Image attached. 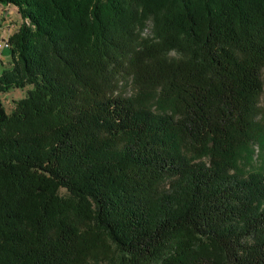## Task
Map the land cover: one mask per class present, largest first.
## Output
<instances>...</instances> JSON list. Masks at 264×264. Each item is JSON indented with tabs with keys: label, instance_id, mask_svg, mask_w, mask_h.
Listing matches in <instances>:
<instances>
[{
	"label": "trees",
	"instance_id": "obj_1",
	"mask_svg": "<svg viewBox=\"0 0 264 264\" xmlns=\"http://www.w3.org/2000/svg\"><path fill=\"white\" fill-rule=\"evenodd\" d=\"M0 5V264H264V0Z\"/></svg>",
	"mask_w": 264,
	"mask_h": 264
},
{
	"label": "rangeland",
	"instance_id": "obj_2",
	"mask_svg": "<svg viewBox=\"0 0 264 264\" xmlns=\"http://www.w3.org/2000/svg\"><path fill=\"white\" fill-rule=\"evenodd\" d=\"M11 20L8 23V26H10L12 33L14 32V29L17 27L18 22L17 18H15V15H11ZM150 28V27H149ZM147 28L142 36L146 37L149 35L150 30ZM9 38V37H8ZM8 38L6 43H8ZM3 41H0V46ZM9 48H6L8 50ZM11 68L10 64V58L4 57L0 58V75L3 71L9 70ZM261 80H262V93L258 98L257 105L255 107V112L253 116V122L256 126V134L259 136L257 139L253 142L251 147V154L250 156H243L242 159H240V166L243 171H249V170H260L262 171L264 169V68L261 70ZM30 88L27 86L23 89L21 88H13L10 89L8 92L0 93V98L2 101V104L6 110L7 113H10L14 107L15 103L21 99H23L27 91ZM116 93L129 98L133 94V84H132V77H125L121 80L120 83H118V86L116 88ZM63 195V192L62 194Z\"/></svg>",
	"mask_w": 264,
	"mask_h": 264
},
{
	"label": "crops",
	"instance_id": "obj_3",
	"mask_svg": "<svg viewBox=\"0 0 264 264\" xmlns=\"http://www.w3.org/2000/svg\"><path fill=\"white\" fill-rule=\"evenodd\" d=\"M14 14L15 18H17L18 25L14 29V32L18 29L20 25V18L17 14V9L14 6H2L0 5V41L7 40L8 37H10L13 33L8 26L9 21L11 20V15ZM9 57L8 50H2L0 51V58Z\"/></svg>",
	"mask_w": 264,
	"mask_h": 264
},
{
	"label": "built area",
	"instance_id": "obj_4",
	"mask_svg": "<svg viewBox=\"0 0 264 264\" xmlns=\"http://www.w3.org/2000/svg\"><path fill=\"white\" fill-rule=\"evenodd\" d=\"M6 48H9V43H6L4 40L0 46V51L5 50Z\"/></svg>",
	"mask_w": 264,
	"mask_h": 264
}]
</instances>
